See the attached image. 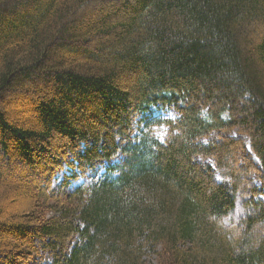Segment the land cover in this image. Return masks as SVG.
<instances>
[{"label": "trees", "instance_id": "trees-1", "mask_svg": "<svg viewBox=\"0 0 264 264\" xmlns=\"http://www.w3.org/2000/svg\"><path fill=\"white\" fill-rule=\"evenodd\" d=\"M98 1L0 0V264H264V0Z\"/></svg>", "mask_w": 264, "mask_h": 264}, {"label": "rangeland", "instance_id": "rangeland-1", "mask_svg": "<svg viewBox=\"0 0 264 264\" xmlns=\"http://www.w3.org/2000/svg\"><path fill=\"white\" fill-rule=\"evenodd\" d=\"M114 3L118 5V3H120V0H114V1H112V0L111 1L102 0V1H98V2H96L94 4V7H92V9L96 10L97 8H100L102 6L105 7V8H108L110 5H113ZM88 10L90 11V8ZM91 17H93V16L85 14L83 16V18H81V21L83 23L87 24L88 22H90V18ZM98 41L99 40H97V39L94 40L93 43L91 44V46H90V42H88L86 45L76 44V45H73V46H76L77 48H85L87 51L90 52V49H92L93 46L97 47ZM133 81H134V77L133 76H127V77L122 79V81L120 83V86L124 90L125 89L129 90V89L133 88ZM46 86H47V83L44 82L43 90H45V94H52V93H49V91L47 90ZM28 96H35L37 98V96L33 95V94H9L5 98V100H4L5 103H3L1 109H2V111L4 113H6L5 117H6L7 121H10L11 123H17V124H19L20 121L21 122L25 121V124L29 123L31 125L36 126L35 125L36 123L34 124V122L32 121V120H34V118L32 116L31 109L26 105V103H25V105H26V108H25L24 104L20 101V99H24V102H25V99H27ZM166 116L170 117L171 115L170 114H166L164 117H166ZM156 134H157V136H162L163 135L161 130H158L156 132ZM54 141H51L49 143V147L47 149H50L51 146H53V147L56 146V141L57 140H54ZM102 175H103V171H99L98 175H97V179H99ZM241 202H242V199L239 202L240 205H241ZM22 204H26V198L17 197V196H11L10 195V197H8L6 199L4 207L8 206V207L15 208V209H22ZM238 207H239V205H238ZM238 212H239V210H237V213ZM145 264H156L155 257L154 256L148 257L145 260Z\"/></svg>", "mask_w": 264, "mask_h": 264}]
</instances>
